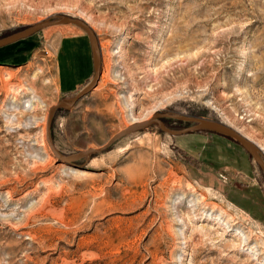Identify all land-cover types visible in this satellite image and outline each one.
Wrapping results in <instances>:
<instances>
[{
    "label": "rangeland",
    "instance_id": "1",
    "mask_svg": "<svg viewBox=\"0 0 264 264\" xmlns=\"http://www.w3.org/2000/svg\"><path fill=\"white\" fill-rule=\"evenodd\" d=\"M59 14L88 21L102 62L55 113L63 153L159 111L232 122L264 151V0H0V36ZM32 34L0 45V264H264V171L227 135L152 123L57 158L48 108L91 79L92 49L76 23Z\"/></svg>",
    "mask_w": 264,
    "mask_h": 264
},
{
    "label": "water",
    "instance_id": "2",
    "mask_svg": "<svg viewBox=\"0 0 264 264\" xmlns=\"http://www.w3.org/2000/svg\"><path fill=\"white\" fill-rule=\"evenodd\" d=\"M73 22L79 25L83 28L85 32H87L89 36L90 41V47H92V59L94 62V74L92 75L91 79L81 87L76 94L71 97L70 100H64V99H58L55 103H52L49 106V113L47 116L46 121V140H48V143L50 145V148L54 155L57 156V158L70 163V164H76L77 160L82 157H90L91 153L103 150L107 148L109 145H111L113 142L118 140V138L124 134L133 132V130L140 129L147 127L151 123H158L160 126V129L162 131H167L172 134H179L188 130H194V128H203V129H212L214 131H217L222 134L229 135L233 137L235 140H237L239 143H241L245 149L248 150V152L251 154L255 162L260 165L262 170L264 171V151L260 148H258L257 144L254 143L253 140H251L248 136L243 134L241 131H238L236 128H234L232 125H230L225 120H220L214 117H207V116H201V115H192V114H171L169 112L163 111V112H156L147 119L134 121L132 124H129L123 128L118 129L117 132H115L113 135L109 137V139L104 142L100 146H93L90 145L84 149H80L77 151H73V153L65 154L63 153L57 146L55 145V142L52 138V131H51V122L54 117V114L56 112L57 107H63V108H71L72 105L85 96L87 92H89L99 81L100 79V71H101V50L99 47V41L97 33L94 31L93 27L88 23L86 19H83L82 17L74 16V15H66V14H59V16H49L45 17L43 19H40L37 22L24 25V27L12 31L9 34H6L4 36H0V45L7 44L11 41L24 38L25 36H28L29 34L39 30V28L54 25V23H69ZM163 115H173L176 116L178 119H184L187 121L193 122L190 125L174 128L165 123L161 119Z\"/></svg>",
    "mask_w": 264,
    "mask_h": 264
},
{
    "label": "bare ground",
    "instance_id": "3",
    "mask_svg": "<svg viewBox=\"0 0 264 264\" xmlns=\"http://www.w3.org/2000/svg\"><path fill=\"white\" fill-rule=\"evenodd\" d=\"M73 23V22H72ZM43 28V27H42ZM40 29V28H39ZM38 31V30H37ZM37 31H35V32H37ZM34 33V32H33ZM30 35H33L32 33L31 34H29L28 36H30ZM26 37V36H25ZM101 64H102V62H101ZM101 72V71H100ZM29 89H32L33 90V92H36V89L32 86L31 88H29ZM32 90L30 91V93H32ZM78 101V100H77ZM76 101V102H77ZM75 102V103H76ZM74 103V104H75ZM73 104V105H74ZM72 105V106H73ZM62 109L63 107H57L56 109ZM72 108V107H71ZM213 108L214 109H217V107L216 106H213ZM63 109H66V110H68V109H70V108H63ZM57 111V110H56ZM56 113V112H55ZM54 116H55V114H54ZM164 116H173V115H163L162 117H164ZM161 117V118H162ZM174 117H176V116H174ZM54 118V117H53ZM148 117H144V118H139V119H134L133 120V122L134 121H139V120H144V119H147ZM181 121H186L187 122V124L188 125H190V124H192L193 122H191V121H187V120H184V119H181V118H179ZM52 121H53V119H52ZM154 123H156V122H154ZM51 124H52V122H51ZM152 124V123H151ZM230 125H232L234 128H235V126H234V124L232 123V122H230L229 123ZM187 126V125H186ZM194 129H201V130H205V129H203V128H194ZM161 130V129H160ZM207 130H209V129H207ZM240 130V129H239ZM238 130V131H239ZM162 131V130H161ZM189 131H193V130H188V131H185V132H189ZM210 131H214V130H212V129H210ZM164 132V131H163ZM165 132H167V131H165ZM214 132H217V131H214ZM242 132V131H241ZM169 133V132H168ZM182 133H184V132H182ZM217 133H219V132H217ZM172 134V133H171ZM219 134H222V133H219ZM222 135H224V134H222ZM226 135V134H225ZM228 137H230L231 139H234L233 137H231V136H229V135H227ZM247 136V135H246ZM251 139V138H250ZM235 140V139H234ZM252 140V139H251ZM48 141V140H47ZM237 141V140H236ZM238 142V141H237ZM255 143V142H254ZM49 144V143H48ZM242 145V144H241ZM50 146V145H49ZM243 146V145H242ZM257 146H258V148H260V149H262V147H260L258 144H257ZM244 147V146H243ZM247 150V149H246ZM263 150V149H262ZM248 151V150H247ZM253 158V157H252ZM260 166V165H259ZM196 190V189H195ZM195 201V200H194ZM205 201V199H203L202 198V202L200 203L199 201H197V202H195L196 204H193L192 206H194V210H198V208H200V206L199 205H201L203 202ZM209 204V203H208ZM215 207V206H214ZM212 209H214V208H212ZM216 209V208H215Z\"/></svg>",
    "mask_w": 264,
    "mask_h": 264
},
{
    "label": "crops",
    "instance_id": "4",
    "mask_svg": "<svg viewBox=\"0 0 264 264\" xmlns=\"http://www.w3.org/2000/svg\"><path fill=\"white\" fill-rule=\"evenodd\" d=\"M91 49H92V47H91ZM75 53H76V50H75ZM93 60V59H92ZM62 61H63V63H64V65H65V67H66V63H65V61H64V56H62ZM93 66H94V62H93ZM61 70V69H60ZM61 73H62V70H61Z\"/></svg>",
    "mask_w": 264,
    "mask_h": 264
},
{
    "label": "trees",
    "instance_id": "5",
    "mask_svg": "<svg viewBox=\"0 0 264 264\" xmlns=\"http://www.w3.org/2000/svg\"><path fill=\"white\" fill-rule=\"evenodd\" d=\"M209 130H210V129H209ZM209 130L205 129V131H209Z\"/></svg>",
    "mask_w": 264,
    "mask_h": 264
}]
</instances>
